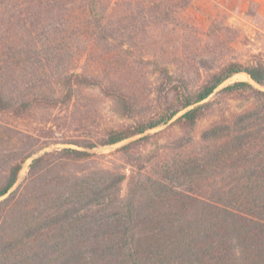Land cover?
Masks as SVG:
<instances>
[{
    "label": "trees",
    "instance_id": "trees-1",
    "mask_svg": "<svg viewBox=\"0 0 264 264\" xmlns=\"http://www.w3.org/2000/svg\"><path fill=\"white\" fill-rule=\"evenodd\" d=\"M175 3L0 0V45L15 51H6L0 65V113L24 116L34 105L57 106L90 87L130 113L132 96L115 78L133 71V62L123 54L125 61L111 68L115 55L105 47L119 42L129 51L138 35L173 16ZM82 36L93 43L79 56L101 59L102 67H68L75 55L65 45L72 47ZM10 54L42 56L46 64L38 66V76L55 81L58 94L45 95L41 87L17 91L22 74ZM155 64L168 81L156 117L107 126L96 139L59 141L63 147L31 160L19 190L12 189L24 162L48 143L0 122V264H264V89L240 80L210 98L240 72L264 87V60L208 67L193 89L182 85L183 77H176L167 63ZM179 78L180 84L172 83ZM228 99L244 100L248 106L239 112L223 109L219 117L217 111ZM211 116L200 135H192ZM165 124L166 129L148 133ZM174 131L180 152L162 172L171 174L177 185L151 184L145 175L146 150ZM125 140L117 152L133 167L127 177L95 165L99 155L94 148ZM84 165L90 171L77 173Z\"/></svg>",
    "mask_w": 264,
    "mask_h": 264
},
{
    "label": "rangeland",
    "instance_id": "rangeland-1",
    "mask_svg": "<svg viewBox=\"0 0 264 264\" xmlns=\"http://www.w3.org/2000/svg\"><path fill=\"white\" fill-rule=\"evenodd\" d=\"M231 3L232 0L223 1L221 4L217 1L213 3L212 0H190L186 4L185 0H176L173 16L169 20L154 24L147 35H138L129 51H125L126 47L119 45V42L105 47L112 51L111 55H115L111 68L117 69L125 61V55L129 56L127 61L133 62V71L122 73L115 78V82L123 85L134 101V108L128 114L123 112L116 100L103 94L97 87L78 89L71 101H59L57 106L34 105L24 116L0 113V122L39 135L42 143H48L47 146L35 149L32 156L24 162L12 190H19L26 183L29 164L34 157L64 146L59 141L78 137L96 139L107 126L130 124L144 117H156L163 99L162 91L167 87L168 81L156 72L155 62L167 63L176 77H183L182 85L193 89L202 82L203 71L208 67L213 68L225 61L252 64L259 59L264 60V16L258 13L254 3L247 10L237 8V12L232 11L234 6H228ZM89 42H92L91 37L82 36L73 42L72 47L65 45L67 49L72 48L69 51L75 55L74 59H69L70 69L77 67V71H82L85 68L92 70L103 66L101 59L79 56V52L89 47ZM96 48L100 50L101 46ZM6 51L15 52L12 47L0 45V65L4 62ZM40 57L22 55L16 58L14 54H10L9 58L13 64H18L14 65H17L22 74L21 80L16 82L19 87L17 91L29 92L41 87L45 95L53 92L58 94L59 87L55 81L49 78L40 79L38 76L39 68L46 64L45 59ZM240 80L249 81L255 87L264 89L250 79L247 73L240 72L219 86L210 98H217L222 87ZM180 81L182 82V79L179 78L172 83L180 84ZM222 106L223 108L218 106L221 109L217 111L219 117L228 109L233 112L242 111L248 104L244 100L228 99ZM213 119L211 116L203 121L192 135L198 137L202 127ZM167 125L151 129L148 133L162 131ZM173 134L171 137L159 136L158 141L150 143L146 150L143 158L146 165L145 175L151 184L153 181H160L172 187L177 185L171 174L162 172L166 165L173 162L172 157L180 152L178 133L174 131ZM128 141L94 148L93 151L99 155L95 165H101L104 171L124 173L127 177L133 167L120 159L117 149ZM89 167L80 166L76 171L88 173ZM126 192L127 178L121 184L120 194L124 196Z\"/></svg>",
    "mask_w": 264,
    "mask_h": 264
},
{
    "label": "crops",
    "instance_id": "crops-1",
    "mask_svg": "<svg viewBox=\"0 0 264 264\" xmlns=\"http://www.w3.org/2000/svg\"><path fill=\"white\" fill-rule=\"evenodd\" d=\"M215 1L221 4V2L226 0H212L213 3H215ZM252 3L256 4L258 13L264 16V0H232V3L228 6H234L232 11L237 12V8H244V10H247Z\"/></svg>",
    "mask_w": 264,
    "mask_h": 264
},
{
    "label": "water",
    "instance_id": "water-1",
    "mask_svg": "<svg viewBox=\"0 0 264 264\" xmlns=\"http://www.w3.org/2000/svg\"><path fill=\"white\" fill-rule=\"evenodd\" d=\"M249 76V75H248ZM250 77V76H249ZM251 79V78H250Z\"/></svg>",
    "mask_w": 264,
    "mask_h": 264
}]
</instances>
